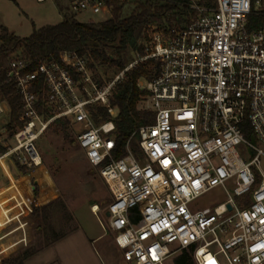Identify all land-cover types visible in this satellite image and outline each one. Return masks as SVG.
Segmentation results:
<instances>
[{
    "label": "built area",
    "instance_id": "1",
    "mask_svg": "<svg viewBox=\"0 0 264 264\" xmlns=\"http://www.w3.org/2000/svg\"><path fill=\"white\" fill-rule=\"evenodd\" d=\"M141 1L71 0L70 8L112 18L116 8L132 11ZM162 1L184 13L148 24L142 52L110 83L97 81L92 59L76 52L37 65L21 50L10 55L3 84L20 98L21 125L0 132V170L8 177L18 167H42L36 142L54 121L67 119L82 125L76 143L109 190L108 230L127 259L165 264L188 250L194 264H264V0ZM146 61L154 74L138 87L154 122L117 157L111 97L124 74ZM96 106L109 115L99 125L91 116ZM6 112L0 97V116ZM245 122L260 147L246 138ZM240 146L253 156L241 157ZM213 190L224 191L226 201L190 210Z\"/></svg>",
    "mask_w": 264,
    "mask_h": 264
},
{
    "label": "rangeland",
    "instance_id": "2",
    "mask_svg": "<svg viewBox=\"0 0 264 264\" xmlns=\"http://www.w3.org/2000/svg\"><path fill=\"white\" fill-rule=\"evenodd\" d=\"M70 2L71 0H47L44 3H39L37 0H0V35L1 27L6 26L15 33V36L26 38L34 30L60 23L64 17L95 23L109 19L104 14L76 15L70 8ZM129 57L132 62L138 56L131 52ZM148 62L150 61L139 63L135 68ZM149 69H153V65ZM93 74L97 81L104 84L113 81L119 73L115 68L107 67V69H95ZM138 109L149 111L146 97L139 102ZM10 119L8 112L0 116V132L7 129ZM82 129L81 124H74L68 130V138L54 128L47 130L36 142L43 159V166L22 175L30 177L28 187L23 177L18 181L12 180L10 186L0 189V240L2 239L0 264H7L4 262L11 260L18 252L37 246V243L42 240V233H37V223L30 218V214L34 207H42L59 197L65 203L69 214L78 217V221L75 219L78 228L82 225L94 231H101L90 210L95 206L99 208L98 217L106 228V237L95 246L101 252L106 264H134L130 259L124 258V252L114 242V234L108 230L105 211L111 202V195L98 169L88 163L83 151L76 143V137ZM250 142L260 147L255 138L252 137ZM238 152L244 159H250L253 156L252 151L245 146L238 147ZM260 170L264 174V158L261 159ZM13 176L14 179H19L21 173ZM2 185L3 182L0 180V187ZM226 199L224 191L213 190L191 202L189 208L191 211L213 209ZM237 202L241 203L242 199H238ZM243 207L242 205L241 208ZM61 216L62 214L56 213L51 218L57 233L66 232L74 224L66 222ZM20 223L24 226L19 227ZM24 232L26 235L23 234ZM173 257L166 260L165 264H172Z\"/></svg>",
    "mask_w": 264,
    "mask_h": 264
},
{
    "label": "trees",
    "instance_id": "3",
    "mask_svg": "<svg viewBox=\"0 0 264 264\" xmlns=\"http://www.w3.org/2000/svg\"><path fill=\"white\" fill-rule=\"evenodd\" d=\"M214 6V0H208ZM125 12V14H124ZM127 12V13H126ZM174 4L159 1L144 0L138 3L134 10L123 11L116 8L112 18L98 22H80L75 18H64L56 25H48L34 30L26 38L15 36L5 27H1L0 46V97L7 101L10 107V123L7 130L10 134L21 125L22 105L20 98L15 94L14 87L4 85V68H6L10 55L15 51H22L29 56L34 65L41 61H57L59 55L64 52H76L80 56H87L92 59L90 67L95 69L115 68L121 73L131 62V52H142L140 41L143 37V30L148 24L162 22L173 14L179 15ZM153 65L150 61L139 65L124 74V79L119 81L111 97V106L116 109L114 119L116 125L117 141L121 152L117 157L124 154V146L130 137L141 127L151 125L154 122L152 111L138 109V104L146 97V91L138 87L140 79L148 80L153 74ZM91 116L96 125L109 119L106 108L96 106L91 111ZM73 124L67 119L54 121L50 128L59 130L65 138H68V130ZM247 139L252 138L248 123L243 124ZM132 147H137L135 139L131 141ZM21 175L28 174L26 168L18 167ZM28 176H24V183L28 187ZM55 212V213H53ZM62 214L63 220L72 222L73 225L66 232L57 233L52 225L51 218L56 214ZM30 218L37 223V233H42V240L35 248L25 249L18 252L7 264H25L26 260L37 254L39 251L59 241L71 232L78 229L75 217L67 211V207L59 197L42 207H34ZM40 230V232H38ZM172 264H194L192 251L183 250L175 255Z\"/></svg>",
    "mask_w": 264,
    "mask_h": 264
},
{
    "label": "crops",
    "instance_id": "4",
    "mask_svg": "<svg viewBox=\"0 0 264 264\" xmlns=\"http://www.w3.org/2000/svg\"><path fill=\"white\" fill-rule=\"evenodd\" d=\"M63 19L61 21H63ZM5 28L9 33L15 35L10 28L6 26ZM16 173L18 174L19 171L12 170V172L8 174V177H6L0 170V180L3 182L0 189L10 186L12 180L18 181L24 177L21 175V178L14 179L13 175ZM28 179L30 181V177ZM90 210L101 231H94L90 227L85 228L82 225H79L77 230L69 233L51 246L39 251L37 254L26 260L25 264H106L101 252H99L95 246L97 243L102 242L105 239L106 230L98 217L99 215L95 214L92 209ZM73 216L78 221V217L74 214ZM21 226L23 227L24 225ZM124 258L126 257L124 256Z\"/></svg>",
    "mask_w": 264,
    "mask_h": 264
},
{
    "label": "bare ground",
    "instance_id": "5",
    "mask_svg": "<svg viewBox=\"0 0 264 264\" xmlns=\"http://www.w3.org/2000/svg\"><path fill=\"white\" fill-rule=\"evenodd\" d=\"M98 209H99V208H98L97 206L94 207V211H98Z\"/></svg>",
    "mask_w": 264,
    "mask_h": 264
},
{
    "label": "water",
    "instance_id": "6",
    "mask_svg": "<svg viewBox=\"0 0 264 264\" xmlns=\"http://www.w3.org/2000/svg\"><path fill=\"white\" fill-rule=\"evenodd\" d=\"M228 208L231 209V207L228 205ZM107 217H109V213L106 214Z\"/></svg>",
    "mask_w": 264,
    "mask_h": 264
}]
</instances>
